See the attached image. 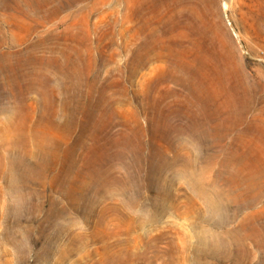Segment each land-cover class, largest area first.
I'll return each mask as SVG.
<instances>
[{
  "label": "rangeland",
  "instance_id": "rangeland-1",
  "mask_svg": "<svg viewBox=\"0 0 264 264\" xmlns=\"http://www.w3.org/2000/svg\"><path fill=\"white\" fill-rule=\"evenodd\" d=\"M18 10L30 11L34 17L24 18ZM139 45L148 52L136 66ZM64 48L78 49L85 64L90 60L94 102L103 90L107 99H114L109 100L105 113L107 126L99 128L97 141L86 137L85 127L92 126V116L79 113L72 117L63 109L65 80L47 70L45 101L38 89L30 90L24 102L29 119L24 124L17 115L13 123L7 109L10 93L17 87L0 73V264H264V248L251 237L255 207L263 210L264 221V197L256 204L250 190L245 189L248 195L234 190L236 186L225 178L239 166L226 168L222 162L240 157L248 163L246 168L264 170V0H0V56L12 51L13 61H17L19 52L28 51L32 53L28 67L42 62L49 68L61 59L64 63ZM22 134H27L25 146ZM140 139L144 141L142 151L136 146ZM99 147L100 151L107 147L105 158H89ZM136 165L141 166L135 169ZM94 168L101 171L96 184L107 182V193L93 188L90 175ZM201 168L206 169L205 180L220 204V212L216 209V215L207 218L208 224L199 216L206 212V203L194 196L197 191H191L184 179L174 184L171 208L163 212L160 222L148 220L155 191L140 187V203L130 204L115 190L128 184L136 170L142 169L144 174L161 170L172 176L178 171L200 172ZM186 195L194 196L196 202L186 200ZM115 202L119 210L112 205ZM141 203L143 208H139ZM141 212L146 213L142 216ZM136 217L141 218L136 221ZM219 221L222 225L216 233L224 231L218 236L226 234L229 240L226 236L217 240L228 243L217 242L218 256L201 260L196 256V244L189 248L185 244L191 234L195 242L199 230ZM261 233L264 236V228ZM241 256L245 258L241 260Z\"/></svg>",
  "mask_w": 264,
  "mask_h": 264
},
{
  "label": "bare ground",
  "instance_id": "bare-ground-1",
  "mask_svg": "<svg viewBox=\"0 0 264 264\" xmlns=\"http://www.w3.org/2000/svg\"><path fill=\"white\" fill-rule=\"evenodd\" d=\"M17 14H20L22 17H30V18H32V17H34L33 15H32V13L30 12V11H26V10H18L17 11ZM13 15V14H12ZM217 37V36H216ZM68 47V46H67ZM80 48V47H79ZM80 50H82V49H80ZM149 50H151V48H149ZM148 52V50H145V46L144 45H139L138 46V48H137V50H136V52H135V55H134V60L136 61V66H139V64H141L142 62H143V59H144V55H145V53L146 52ZM54 52V51H53ZM61 52V51H60ZM17 53V52H16ZM62 53H63V55H64V57L63 58H65V61H64V63H63V59H61L62 60V62H58V61H56V62H54L55 64H53L52 66H50L49 68L48 67H46V66H43L42 65V62H39V64L35 61L36 59L35 58H33V60L38 64L37 66H36V63H35V65L33 66V67H28V62H29V58H31L32 56L30 55V54H32L31 52L29 53L28 51H24V52H19V58H16L17 59V61H13V59H15L14 57H16L15 56V53H13L12 51H9V52H7V53H4V54H2L1 56H0V73L1 74H3L6 78H7V82L9 83V85H11V86H16L17 88H15L13 91H12V93H10V96H9V100H10V106L8 107V119L11 121V122H13V123H15V121H16V118L18 117L17 115H20L21 116V118L23 119V123L25 124V122L29 119V113L27 112V106H25V104H24V102H25V100H26V97H27V94H28V92L30 91V90H33V89H38L39 91H40V94H41V96L43 97H41L42 99H43V101H45L44 100V97H45V92H46V90L44 89V75H45V70H47V71H52L53 73H55V74H57V75H60L62 78H64V87H65V90H64V94L67 96V97H65V100L62 102L63 104V109L64 110H66V111H68V112H70L71 113V116L72 117H75L76 115H79V113H81L82 115H85L86 117L87 116H89L90 117V115L92 116L91 118H93V120H90V121H93V123H92V126L91 127H85V125L86 124H84V127L86 128V134H87V136L86 137H88L89 139H91V140H96L97 141V136L99 135V134H97V132H99V128L100 127H102V128H105L106 126H107V121H106V119H105V113H107L108 111H109V108H110V102L111 101H109L110 99L108 98L107 99V96H106V94L104 93V90L102 91V92H100V99L97 101V102H94V100H93V98H95V97H93V94L96 92V90H95V83H93L92 82V78L90 77L91 76V62H90V60L88 61V64H85V63H83V61H82V58L80 57V51L78 50V49H76V48H64V49H62ZM62 53H60V54H62ZM73 54H75L77 57H75V58H73L72 56H73ZM33 56H35V55H33ZM36 57V56H35ZM39 56H37V58H38ZM42 57V56H41ZM56 58V57H55ZM44 62V61H43ZM49 65H50V63H49ZM86 67H85V66ZM47 68V69H46ZM49 69V70H48ZM82 85H85L86 86V89H83L82 88ZM49 94V93H48ZM51 94V93H50ZM50 94L48 95V97L50 96ZM53 94V93H52ZM47 95V94H46ZM98 96V97H99ZM47 97V96H46ZM41 99V100H42ZM46 99V98H45ZM98 99V98H97ZM96 99V100H97ZM113 99V98H112ZM111 99V100H112ZM114 100V99H113ZM116 102V101H115ZM49 103V102H48ZM114 105V104H113ZM157 105V104H156ZM155 105V106H156ZM158 106V105H157ZM62 107V106H61ZM114 107V106H113ZM159 107V106H158ZM4 108V107H3ZM6 108V107H5ZM149 108H152V107H149ZM148 108V109H149ZM154 108H156V107H154ZM161 108V107H160ZM159 108V109H160ZM62 109V110H63ZM6 110V109H5ZM61 110V111H62ZM63 110V111H64ZM111 110V109H110ZM155 110V109H154ZM154 110H152V112L154 111ZM1 111V110H0ZM3 111V110H2ZM1 111V112H2ZM48 112H49V110H48ZM47 112V113H48ZM52 112V111H51ZM57 112V111H56ZM67 112V113H68ZM97 112V113H96ZM119 112V111H118ZM152 112H151V114H152ZM163 112H164V110H163ZM163 112H162V115H163ZM54 113H55V111H54ZM54 113H52V114H54ZM66 113V112H65ZM66 113V114H67ZM158 114L160 113V110H159V112H157ZM51 114V115H52ZM96 114H98V115H96ZM118 114V113H117ZM153 115V114H152ZM95 116H96V118H95ZM150 116V115H149ZM157 116H160V115H157ZM52 117V116H51ZM69 117V116H68ZM71 117V118H72ZM152 117V116H151ZM150 117V118H151ZM53 118V117H52ZM78 118H80V117H78ZM155 118V117H154ZM151 119H153V118H151ZM158 119V118H157ZM74 119H72V121H73ZM162 120V118L160 119V121ZM164 120V119H163ZM76 121V120H75ZM88 121V120H87ZM150 121H152V120H150ZM159 121V120H158ZM71 122V121H70ZM83 122H85V121H83ZM156 121H154V123H155ZM52 123V122H51ZM55 123V122H54ZM53 123V124H54ZM73 123V122H72ZM72 123H69L68 122V124H72ZM80 123V122H79ZM88 123V122H87ZM152 123H153V121H152ZM151 123V124H152ZM157 123V122H156ZM161 123V122H160ZM24 124H21V128L25 131L26 130V127L24 126ZM78 124V123H77ZM55 125V124H54ZM59 125V124H58ZM139 125V124H138ZM138 125H137V123H136V126L138 127ZM163 125V124H162ZM13 126H16V124L15 125H13ZM69 125H67V127H68ZM80 126V125H79ZM75 127V126H74ZM82 127V126H81ZM81 127H78L79 129L81 128ZM83 127V128H84ZM125 127V126H124ZM128 127V126H127ZM133 127V126H132ZM54 129H55V127H53ZM58 128V127H57ZM56 128V129H57ZM59 128H61V127H59ZM158 128V126L157 127H155V129L156 130H159V129H157ZM29 129V128H28ZM52 129V128H51ZM63 129V128H62ZM111 129V128H110ZM126 129V128H125ZM125 129H123V130H125ZM129 129V128H128ZM131 129V128H130ZM129 129V130H130ZM134 129V128H133ZM136 129V128H135ZM142 129H144V128H142ZM53 130V129H52ZM60 130V129H59ZM58 129H57V132L59 131ZM75 130V129H74ZM73 130V131H74ZM112 130V129H111ZM129 130H127L128 132H129ZM137 130V129H136ZM140 130H141V128H140ZM55 131V130H54ZM68 131V130H67ZM72 131V132H73ZM101 131V130H100ZM132 131V130H131ZM62 132V131H61ZM75 132V131H74ZM84 132H85V130H84ZM106 132H109V131H105V133ZM127 132V133H128ZM133 132V134H136L137 132H135L134 133V130L132 131ZM138 132H139V130H138ZM24 133V132H23ZM59 133V132H58ZM112 133V132H111ZM123 133V132H122ZM129 133H131V132H129ZM143 133H144V131H143ZM224 133V132H223ZM85 134V133H84ZM83 134V135H84ZM107 134V133H106ZM110 134V133H109ZM109 134H108V136H109ZM140 134V133H139ZM164 134H166L165 132H164ZM19 135V134H18ZM23 135V134H22ZM25 135V136H24ZM23 135V143H24V146L26 145V135L27 134H24ZM63 135V134H62ZM113 135V134H112ZM138 135V134H137ZM141 135H143V134H141ZM15 136V135H14ZM19 136H21V135H19ZM69 136V135H68ZM100 136V135H99ZM105 136V135H104ZM120 136H122V135H120ZM127 136V135H126ZM132 136H134V135H132ZM139 136V135H138ZM165 136V135H164ZM167 136V135H166ZM28 137H29V134H28ZM40 137V136H39ZM80 137V136H79ZM82 137H84V136H82ZM107 137V136H106ZM115 137V136H114ZM113 137V139H115ZM118 137H119V135H118ZM131 137V136H130ZM130 137H128V138H130ZM163 137V136H162ZM169 137V136H168ZM179 137V136H178ZM19 138V137H18ZM65 138V137H64ZM104 138V137H103ZM110 138V137H109ZM140 138V137H139ZM179 138H181V137H179ZM77 139H78V137H77ZM76 139V140H77ZM107 139H108V137H107ZM106 139V140H107ZM121 139V138H120ZM133 141H135L136 139L133 137ZM166 139V138H165ZM170 139H171V137H170ZM173 139V138H172ZM172 139H171V141H172ZM176 139V138H175ZM15 139L13 138V141H14ZM46 140H48V139H46ZM101 140V139H100ZM167 140V139H166ZM12 141V142H13ZM30 141V140H29ZM90 141V140H89ZM89 141H87V142H89ZM103 141H105V140H103ZM112 141V140H111ZM115 141H117V140H115ZM121 141V140H120ZM140 141H141V143L138 141V145H136L137 147H139V148H141V151L142 150H144L145 149V147H144V145H143V143H142V141L143 140H141L140 139ZM182 141V140H181ZM180 140L178 141L179 143L181 142ZM40 142V141H39ZM81 142H83V141H81ZM98 142H99V139H98ZM108 142V141H107ZM119 142V141H118ZM123 142V141H122ZM131 142H132V140H131ZM144 142V141H143ZM165 142V141H164ZM76 143V142H75ZM78 143V142H77ZM86 143V142H85ZM90 143H91V141H90ZM95 143V142H94ZM99 143H101V142H99ZM108 143H111L110 141L108 142ZM113 143V142H112ZM111 143V144H112ZM121 143V142H120ZM165 143H167V142H165ZM168 143L169 144H172L169 140H168ZM30 144V143H29ZM46 144V143H45ZM79 144V143H78ZM102 144V143H101ZM106 144V142L103 144V147H104V145ZM123 144L125 145V144H127L126 142L124 143L123 142ZM123 144H122V146H123ZM129 144V143H128ZM174 144V143H173ZM182 144V143H181ZM181 144H179V145H181ZM218 144V143H217ZM48 145H49V142H48ZM48 145H46V146H48ZM83 145H85L84 143H83ZM97 145V144H96ZM95 145V146H96ZM100 145V144H99ZM184 144H182V146H183ZM39 146H41V144L39 145ZM42 146H43V144H42ZM78 146V145H77ZM86 146V145H85ZM89 146V145H88ZM92 146V145H91ZM109 146V145H108ZM129 146V145H128ZM127 146V147H128ZM132 146H134V143H133V145ZM36 147H38V145L36 144ZM55 147V146H54ZM69 147V146H68ZM84 147V146H83ZM90 147V146H89ZM98 147V146H97ZM102 147V148H103ZM136 147V150L135 151H137V148ZM184 147V146H183ZM213 147V146H212ZM77 148H79V147H76V149ZM86 148V147H85ZM100 148L101 147H99V148H96V152L95 153H93L94 155H93V157H89V158H92V159H94V160H96V159H99V160H101L103 157L105 158V151H106V149H107V147H106V149L105 148H103V150L105 149V151H103V150H101L100 151ZM132 148V147H131ZM130 148V150H133V148L131 149ZM135 148V147H134ZM50 149V148H49ZM69 149V148H68ZM76 149L74 150V151H76ZM90 149H92V148H89V150ZM110 149V148H109ZM123 149H125V148H123ZM44 150V149H43ZM62 150V149H61ZM64 150V149H63ZM79 150V149H78ZM108 150V149H107ZM127 150V149H126ZM24 151H25V153H28V148L27 147H25L24 148ZM52 151V150H51ZM69 152V150H66V152ZM82 151V150H81ZM138 151H140V150H138ZM137 151V152H138ZM262 151V150H261ZM46 152V151H45ZM55 152V151H54ZM71 152V151H70ZM85 152V151H84ZM89 152H91V151H89ZM89 152H88V155L87 156H90L89 155ZM92 152H93V150H92ZM91 152V153H92ZM107 152V151H106ZM109 152H111V151H109ZM115 152V151H114ZM123 152V151H122ZM125 152V151H124ZM129 152V151H128ZM127 152V153H128ZM133 154H134V150L133 151H131ZM39 153V152H38ZM49 153H51V152H49ZM64 156L66 155L65 154V150H64ZM63 153H62V155H63ZM108 153V152H107ZM132 153H130L131 155H132ZM216 153V152H215ZM214 153V154H215ZM51 154H53V153H51ZM51 154H49V155H51ZM75 154H77L76 152H75ZM111 154V153H110ZM136 154V153H135ZM134 154V155H135ZM141 154V153H140ZM139 154V155H140ZM142 154H143V152H142ZM142 154H141V157H143L142 156ZM54 155V154H53ZM61 155V156H62ZM72 155V154H71ZM122 155H124V154H121V156ZM126 155H128V154H126ZM133 155V156H134ZM138 155V156H139ZM24 156V155H23ZM25 156H28V155H26L25 154ZM52 156V155H51ZM54 156H58V155H54ZM63 156V157H64ZM86 156V155H85ZM84 156V157H85ZM48 157H50V156H48ZM55 157V158H56ZM59 157V156H58ZM68 157V156H67ZM70 157V156H69ZM126 157V156H125ZM177 157V156H176ZM38 158H39V156H38ZM66 158V157H65ZM71 158V157H70ZM73 158H74V156H73ZM88 158V157H87ZM107 158H109V157H107ZM123 159H124V157H122ZM131 158H132V156H131ZM136 158V156L133 158V159H135ZM26 159V158H25ZM24 159V160H25ZM42 159H43V157H42ZM84 159V158H83ZM114 159V158H113ZM139 160L141 159V158H138ZM199 159V158H198ZM213 159V158H212ZM248 159V158H247ZM18 160H21V159H18ZM40 160H41V158H40ZM48 163L50 164V162H51V160L48 158ZM55 160V159H54ZM68 160V159H67ZM70 160V159H69ZM85 160V159H84ZM87 160V159H86ZM126 160V159H125ZM124 160V161H125ZM175 160H176V158H175ZM211 160V159H210ZM214 160H215V158H214ZM23 161V160H22ZM25 161H27V160H25ZM71 161V160H70ZM74 161V160H73ZM104 161V160H103ZM102 161V162H103ZM109 161V160H108ZM127 161V160H126ZM129 162L130 161H132V160H128ZM21 162V161H20ZM41 162V161H40ZM52 162H54V161H52ZM56 162V161H55ZM57 162H59V161H57ZM67 162V161H66ZM86 161H84V163H85ZM91 162V161H90ZM97 162V161H96ZM110 162H112L113 163V161H109V163ZM129 162H127L128 164H129ZM135 162V161H134ZM173 162H176V161H174L173 160ZM214 162V161H213ZM223 162V165L227 168V166H230L231 164L232 165H236V166H239V168L236 170V171H227L228 172V175H227V177L225 178L226 179V182L230 185V183H232V184H234L235 186V189L234 190H238V192H239V194H247L246 192L247 191H245V189H247V190H250V198H251V200L254 202V203H256V204H258L261 200H262V198L264 197V170L263 169H248V168H246V166H248V163L247 162H245V159H240V157H237V158H235V159H226L225 158V160L224 161H222ZM19 163V162H18ZM22 163V162H21ZM47 163V162H46ZM68 163V162H67ZM70 163V162H69ZM75 163V162H74ZM98 163V162H97ZM103 163H105V164H107L106 162H103ZM108 163V164H109ZM132 163V162H131ZM130 163V164H131ZM137 163H140V162H138V160H137ZM136 163V164H137ZM216 163V162H215ZM27 164V163H26ZM40 164V163H39ZM56 164V163H55ZM55 164H53V165H55ZM92 164H93V161H92ZM101 164V163H100ZM129 164V165H130ZM134 164V163H133ZM213 165H214V163H212ZM217 164V163H216ZM31 165V164H30ZM48 165V164H47ZM52 165V164H51ZM76 165V164H75ZM95 165V164H94ZM111 165H113V164H110V167H112ZM118 165H120V164H118ZM117 165V166H118ZM122 165V164H121ZM135 165V164H134ZM142 165V164H141ZM141 165H139V166H141ZM197 165V164H196ZM203 165V164H202ZM206 165V164H205ZM26 166V165H25ZM38 166V165H37ZM67 166H69V165H67ZM73 166V165H72ZM84 166H85V164H84ZM83 166V167H84ZM88 166V165H87ZM102 166H104V164L102 165ZM114 166V165H113ZM124 166H126L125 164H124ZM133 166V165H132ZM138 166V167H139ZM31 167V166H30ZM44 167V166H43ZM75 167V166H74ZM109 167V166H108ZM119 167V166H118ZM121 167V166H120ZM119 167V168H120ZM123 167V166H122ZM128 167V166H127ZM137 167V165H136V167H135V169L136 168H138ZM221 167V166H220ZM25 168V167H24ZM26 168H27V170H28V166H26ZM36 168V167H35ZM51 168V167H50ZM49 168V169H50ZM67 168V167H66ZM65 168V169H66ZM77 168H81V166H79V167H77ZM87 168V167H86ZM85 168V169H86ZM89 168H91V167H89ZM89 168H88V171H89ZM100 168V167H99ZM102 168V167H101ZM115 168V167H114ZM113 168V169H114ZM125 168V167H124ZM132 169H133V167H131ZM151 168V167H150ZM161 169H163L162 167H160ZM210 168V167H209ZM212 168L213 167H211L210 169L212 170ZM225 168V169H226ZM31 169V168H30ZM48 169V170H49ZM69 169V168H68ZM70 169H72V168H70ZM84 169V168H83ZM113 169H111V171L113 170ZM118 169V168H117ZM116 169V170H117ZM129 169V170H128ZM126 168V170L127 171H131L130 170V168ZM153 169V168H152ZM156 169V168H155ZM158 169V168H157ZM208 169V168H207ZM24 170H26V169H24ZM36 170V169H35ZM46 170V169H45ZM80 170V169H79ZM93 170V169H92ZM102 170V169H101ZM108 170V169H107ZM119 170V169H118ZM117 170V171H118ZM142 170V169H141ZM139 171V170H136V171H138V172H136V174H134L135 172H134V170H133V176H132V180H130V182L129 181H127V183L128 184H124V186H122V188L120 187V188H116L115 190L116 191H119V192H121L120 194L123 196V197H125V199H127L126 201H128L127 203H129L130 202V204L131 203H136L137 202V200L139 201V197H138V195H139V192L141 193V189L142 188H145V189H147V190H152V191H155V198H154V201H153V207L151 208L152 209V211H150L149 212V214H148V220H157V222H160V219H161V215H164L163 214V212L165 213L166 211L168 212L169 211V209L171 208V206H170V203H171V201L173 200V192H172V190H173V188H174V184L178 181V180H182V179H184L185 181H186V183H187V186H188V188L191 190V191H197V195H194V196H198L199 198L201 197L203 200H204V202L206 203V212L204 213V212H202V213H200V217H201V219H203V222H207V224L209 223L208 222V220H207V218L208 217H210V215L211 214H213L214 212H216V209H219V208H217V206H218V204L215 202V200H216V197L214 198V195L216 194H213V192H215V191H212V189H213V187H211L210 186V184L209 183H207V180H205L206 179V177H208V173L206 172V169L205 168H201L200 169V172L198 171V172H194V171H178L177 173H175V174H173L172 176H169L170 174H168V176H167V174L166 175H164V173H163V171L162 172H160V171H158V170H150V171H148L147 173H145L144 174V172L142 173V171ZM191 170V169H190ZM197 170H198V168H197ZM209 170V169H208ZM207 170V171H208ZM226 170H228V169H226ZM231 170V169H230ZM38 171V170H37ZM44 171V170H43ZM67 171V170H66ZM69 171V170H68ZM67 171V172H68ZM87 171V170H86ZM117 171H116V173H117ZM26 172V171H25ZM32 172V171H31ZM36 172V171H35ZM72 172V171H71ZM70 172V173H71ZM81 171H79V173H80ZM89 172H92V171H89ZM122 172V171H121ZM132 172V171H131ZM28 173V172H27ZM37 173V172H36ZM35 173V174H36ZM41 173V172H40ZM44 173V172H43ZM47 173V172H46ZM75 174H77L76 172H74ZM78 173V174H79ZM82 173V175L81 176H83L84 174H83V172H81ZM112 173H115V172H112ZM123 173V172H122ZM121 173V174H122ZM124 173H125V170H124ZM123 173V174H124ZM29 174V173H28ZM31 174V173H30ZM119 174V173H118ZM129 174V173H128ZM34 175V174H33ZM41 175V174H40ZM39 175V176H40ZM71 175V174H70ZM73 175V174H72ZM112 175V174H111ZM212 175V174H211ZM27 176V175H26ZM38 176V177H39ZM77 176V175H76ZM88 176V175H87ZM97 176H99V177H101V171H100V169H98V168H94V170H93V175H90V180L92 181V184H93V188L96 190V191H104L105 193H107V191L109 190V186H108V184H107V182H104V183H106V184H102V185H98V184H96L97 183V179H96V177ZM122 176V175H121ZM124 176V175H123ZM122 176V177H123ZM129 176V175H128ZM130 176H131V174H130ZM129 176V178H131ZM219 176V175H218ZM86 177V176H85ZM116 177H117V175H116ZM122 177H120L119 179L121 180V178ZM210 177V176H209ZM212 177V176H211ZM221 177V176H220ZM76 178V177H75ZM83 178V177H82ZM105 178H106V176H105ZM109 178V177H108ZM124 178H125V176H124ZM127 178V177H126ZM77 180H79V178H76ZM81 179V178H80ZM102 179V178H101ZM104 179V178H103ZM218 179V178H217ZM77 180H75L76 182H77ZM183 180V181H184ZM80 181V180H79ZM78 181V182H79ZM81 181H85L84 179L83 180H81ZM80 181V182H81ZM106 181V180H105ZM119 181V180H118ZM185 181H184V183H185ZM102 181H100V183H101ZM74 183V182H73ZM84 183V182H83ZM103 183V182H102ZM178 183H179V181H178ZM80 184V183H79ZM176 185V184H175ZM228 186V185H227ZM87 187V186H86ZM85 187V188H86ZM140 187H142L141 189H140ZM231 187V186H230ZM212 188V189H211ZM85 190V189H84ZM220 190H223L224 191V188L223 189H220ZM228 190V189H227ZM77 191V190H76ZM95 191V192H96ZM229 191V190H228ZM233 191V190H232ZM88 192V191H87ZM220 192V191H219ZM252 192H253V194H252ZM68 193V192H67ZM70 193V192H69ZM97 193V192H96ZM188 193H189V191H188ZM234 193H236V192H234ZM233 193V194H234ZM85 194V193H84ZM117 194V193H116ZM190 194H192V193H190ZM189 194V195H190ZM219 194V193H218ZM78 195V194H77ZM97 195V194H96ZM118 195V194H117ZM220 195H221V193H220ZM219 195V196H220ZM236 195V194H235ZM248 195V194H247ZM81 196V195H80ZM188 195H186V197H187ZM194 196H188L189 197V199H188V197H187V199L186 200H190L191 202H193V203H195L196 202V199H195V197ZM94 197V196H93ZM97 197H98V195H97ZM103 197V196H102ZM101 197V198H102ZM106 197V196H105ZM109 197V196H108ZM108 197H106V198H108ZM112 197V196H111ZM114 197H116V196H114ZM113 197V198H114ZM185 197V198H186ZM194 197V198H193ZM248 197V196H247ZM122 198V197H121ZM177 198V197H176ZM249 198V197H248ZM95 199H96V197H95ZM99 199V198H98ZM105 199V198H104ZM103 199V200H104ZM109 199V198H108ZM111 199V198H110ZM116 199V198H115ZM124 199V198H123ZM215 199V200H214ZM92 200V199H91ZM94 200V199H93ZM112 200H114V199H112ZM122 200V199H121ZM175 200V199H174ZM217 200H218V197H217ZM216 200V201H217ZM250 200V199H249ZM96 201V200H95ZM94 201V202H95ZM123 201V200H122ZM91 202V201H90ZM117 202V201H116ZM116 202L113 204L112 203V205H114V207H115V204H116ZM125 202V201H124ZM174 202V201H173ZM250 202V201H249ZM138 204L140 203V202H137ZM188 203H190V202H188ZM246 203V202H245ZM245 203H244V205H245ZM118 204V203H117ZM120 204V203H119ZM129 204V205H130ZM141 204H143V203H141ZM139 205L140 207L139 208H141L142 206H144V204L143 205ZM217 204V205H216ZM124 205H125V203H124ZM128 205V204H127ZM134 205V204H133ZM220 205V204H219ZM250 205V204H249ZM248 205V206H249ZM262 205H264V204H262ZM106 206V205H105ZM116 206H118V205H116ZM126 206V205H125ZM124 206V207H125ZM131 206V205H130ZM130 206H129V208H130ZM188 206H189V204H188ZM193 206H195V205H193ZM199 206H201V205H199ZM247 206V205H246ZM250 206H252V205H250ZM249 206V207H250ZM109 207V206H108ZM135 207V206H134ZM137 207V206H136ZM190 207V206H189ZM188 207V208H189ZM191 207H192V205H191ZM190 207V209L192 210V208ZM117 207H115V209H116ZM122 208V207H121ZM143 208V207H142ZM196 208V207H195ZM201 208H203V207H201ZM201 208L199 209V210H201ZM253 208V207H252ZM256 208V210H253V211H255V214H256V220H255V227H254V229L253 230H255L254 231V233H253V235H251V237L253 236V238L252 239H254L255 240V243H256V245L259 247V248H264V240H263V235H261L262 233H261V230L264 228V221L262 220V218H261V216H260V214L262 213V211L263 210H261V209H258L257 207H255ZM110 209V208H109ZM112 209H113V207H112ZM118 209V208H117ZM125 209V208H124ZM131 209V208H130ZM190 209H188V211L190 210ZM119 210V209H118ZM142 210V209H141ZM222 210V209H221ZM111 211H113V210H111ZM121 211H123V210H121ZM127 211V210H126ZM128 211H129V209H128ZM198 211V210H197ZM109 212H110V210H109ZM114 212H116V210L114 211ZM118 212V211H117ZM194 212H196V210H194ZM201 212V211H200ZM219 212H220V209H219ZM104 213H105V211H104ZM104 213H102V214H104ZM134 213V212H133ZM145 213L146 212H144V215H145ZM190 213L192 214V211H190ZM107 214H108V211H107ZM118 214H120V212L118 213ZM124 214V213H123ZM126 214V213H125ZM130 214V213H129ZM134 214H136V212L134 213ZM141 214H142V216H144L143 215V213L141 212ZM141 214H139V215H137V216H140ZM215 214V213H214ZM252 214V213H251ZM121 215V214H120ZM127 215H128V213H127ZM131 215V214H130ZM195 215V214H194ZM216 215V214H215ZM219 215H223V214H220L219 213ZM261 215H263V214H261ZM119 216V215H118ZM141 216V217H142ZM190 216H192V215H190ZM123 217V216H122ZM122 217H120V218H122ZM141 217H138V219H137V217H136V221H138L139 220V218H141ZM198 217V216H197ZM263 217V216H262ZM125 218V217H124ZM192 218H194V217H192ZM221 217H219L218 219H220ZM103 219V218H102ZM143 219H144V217H143ZM217 219V218H216ZM217 219V220H218ZM132 221L134 220V219H131ZM159 220V221H158ZM193 220V219H192ZM196 220H198V219H196ZM200 220V219H199ZM209 220H211V219H209ZM221 220V219H220ZM135 221V222H136ZM140 221H143L142 219L140 220ZM139 221V222H140ZM195 221V220H194ZM194 221L192 222V223H194ZM216 221V220H215ZM224 222H225V220H224ZM101 223V222H100ZM144 223H145V221H144ZM143 223V224H144ZM151 223H152V221H151ZM155 223V222H154ZM228 223V222H227ZM227 223H225V224H227ZM148 224V223H147ZM140 225H141V222H140ZM146 225V224H145ZM221 225H222V222L221 221H219V222H216L213 226H210V227H207V225H205L206 227H204L203 229H201V230H199L197 233H196V235H195V237H196V241L195 242H193V241H191L192 239H193V236H191L190 235V233H189V235H190V237H189V239H190V241H189V239H188V241H189V243L188 244H185L188 248L189 247H193V245L194 244H196V246H197V257H201L202 259L201 260H203V257H207L208 255H212V256H215V257H217L218 256V247L219 246H217V242H223V240L221 241H218L217 240V238H222L223 237V235L222 236H218V234L219 235H221L220 233L222 232H220V233H216V232H218V231H216V229H218L219 227H221ZM136 226H137V223H136ZM193 226V225H192ZM209 226V225H208ZM146 227V226H145ZM223 229V228H222ZM221 229V230H222ZM190 231V230H189ZM224 232V231H223ZM222 232V233H223ZM227 232V231H226ZM192 233V232H191ZM188 234V233H187ZM227 234H229L228 232H227ZM250 234H252V233H250ZM188 235V236H189ZM187 236V235H186ZM225 236H226V234H225ZM224 236V237H225ZM230 236V235H229ZM249 236V235H248ZM136 237H139V236H136ZM223 237V238H224ZM227 237V236H226ZM220 238V239H221ZM225 239V238H224ZM227 239H228V237H227ZM229 240V239H228ZM232 241V240H231ZM224 243V245L226 244V243H228L227 242V240H226V242L224 241L223 242ZM232 243H233V241H232ZM173 245V244H172ZM184 245V246H185ZM223 245V244H222ZM177 246V245H176ZM176 246H174V247H176ZM178 247V246H177ZM195 247V246H194ZM221 247H224V246H221ZM228 247V246H227ZM220 248V247H219ZM182 249V248H181ZM187 249V248H186ZM186 249H185V251H186ZM196 249V248H195ZM224 249H225V247H224ZM224 249H220V252H222L221 250H224ZM227 249V248H226ZM178 250H179V248H178ZM188 250V249H187ZM228 250H229V248H228ZM182 251V250H181ZM193 251V250H192ZM227 252H229V251H227ZM226 252V253H227ZM183 253H185V252H183ZM224 253V252H223ZM179 254H180V252H179ZM181 255H182V253H181ZM195 255V254H194ZM234 255V254H233ZM189 256V255H188ZM199 257V258H200ZM222 257V256H221ZM221 257H220V259H221ZM232 257V256H231ZM235 257H237L236 255H235ZM235 257H232L233 259H235V261H236V258ZM139 258H140V256H139ZM189 258V257H188ZM187 258V259H188ZM193 258V257H192ZM231 258V260L232 261H234L233 259ZM241 258H242V256H241ZM245 257H243L241 260H243ZM186 259V260H187ZM230 259V258H229ZM192 260V259H191ZM197 260H198V258H197ZM193 261H195V260H193ZM193 261H191V262H193ZM200 261V260H199ZM234 261V262H235ZM238 261V260H237ZM241 262V261H240ZM174 263V262H173ZM199 263V262H198ZM175 264V263H174ZM207 264V263H206ZM235 264V263H234Z\"/></svg>",
  "mask_w": 264,
  "mask_h": 264
}]
</instances>
